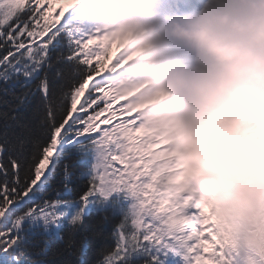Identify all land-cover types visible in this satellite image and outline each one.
I'll return each mask as SVG.
<instances>
[{"label": "snow or ice", "instance_id": "snow-or-ice-1", "mask_svg": "<svg viewBox=\"0 0 264 264\" xmlns=\"http://www.w3.org/2000/svg\"><path fill=\"white\" fill-rule=\"evenodd\" d=\"M94 39L73 0H0V264H195L208 253L190 243L183 259L113 190L126 122L95 75ZM107 207L106 234L88 221Z\"/></svg>", "mask_w": 264, "mask_h": 264}, {"label": "clouds", "instance_id": "clouds-1", "mask_svg": "<svg viewBox=\"0 0 264 264\" xmlns=\"http://www.w3.org/2000/svg\"><path fill=\"white\" fill-rule=\"evenodd\" d=\"M238 2L241 9L235 15L190 17L172 26L171 36L194 59V64L169 60L158 70V83L169 90L172 108L191 114L206 107L246 104L251 98L252 110L264 113V0ZM161 122L178 126L174 120ZM184 127L197 134L191 125ZM198 168L201 193L217 196L225 208L247 211L264 199V176L254 162L226 159Z\"/></svg>", "mask_w": 264, "mask_h": 264}, {"label": "rangeland", "instance_id": "rangeland-1", "mask_svg": "<svg viewBox=\"0 0 264 264\" xmlns=\"http://www.w3.org/2000/svg\"><path fill=\"white\" fill-rule=\"evenodd\" d=\"M73 2L76 5L77 1ZM80 14H87V12L81 8ZM114 37L116 34L111 35L107 42H112L110 40ZM208 109L212 115L205 123V128L199 129L196 135H192L193 139L186 141L183 139L185 145L179 146V148H185L192 156L189 159L194 162L197 174H199L198 166L201 164L195 161V158L201 157V151H204L210 159H216L220 154V148H222L219 144L221 142L219 133L214 128L217 117L213 110L217 108ZM247 109H249V113L244 116L245 124L240 133L244 141L243 164L254 162L258 165L261 175L264 176V134L263 127L259 123L262 115L252 110L253 108L247 107ZM120 131L123 143L118 147L121 148V156L125 163L128 162L125 167L127 177L122 179V182L128 188V193L131 196L137 199L141 193L155 195L158 206L161 204L159 209L164 215L170 214L166 209H169L171 203L177 205L182 199L190 201L193 198L194 193L187 177L181 172H174L177 167L183 165L177 158L179 151L176 147L167 148L164 144L162 145L161 136L153 129L144 135L140 134L139 125L134 126L133 129L124 128ZM218 141L220 142L218 143ZM167 143L169 144L170 141ZM113 190L115 191V187ZM211 198L212 196L209 195L201 204L195 205V207L201 208V214L197 219L203 228L208 218L207 214L211 213L212 215L213 213V207L209 201ZM219 209V223L224 231L226 251L232 261H235V263H231L260 264L258 244L264 243V199H261L259 207L247 211L235 206L232 216L226 214L221 201ZM255 220L258 222L256 223ZM160 222L163 229L173 227L163 217H160ZM254 230L257 232L256 236ZM230 232L231 234H229Z\"/></svg>", "mask_w": 264, "mask_h": 264}, {"label": "trees", "instance_id": "trees-1", "mask_svg": "<svg viewBox=\"0 0 264 264\" xmlns=\"http://www.w3.org/2000/svg\"><path fill=\"white\" fill-rule=\"evenodd\" d=\"M96 58V64L97 61L100 60L99 57H95ZM96 71V68H95ZM107 215L112 219V223H115L116 220L118 219V216L115 215L114 210L111 207H107L104 209H98L96 210V213L89 217V223L91 224H96L99 228L100 231H102L103 233H110V226H105V224L102 222V216ZM134 223V222H133ZM85 231H88V229H85ZM100 243V241H93V244H98ZM108 244H111V241H107Z\"/></svg>", "mask_w": 264, "mask_h": 264}, {"label": "bare ground", "instance_id": "bare-ground-1", "mask_svg": "<svg viewBox=\"0 0 264 264\" xmlns=\"http://www.w3.org/2000/svg\"><path fill=\"white\" fill-rule=\"evenodd\" d=\"M236 1H237V4L239 6H241L239 4L238 0H236ZM231 110H232V106L231 107H229V106H221V107H217V109L215 110V113H214L216 115V117H217V121L215 123L216 130L219 133L220 139L221 140L223 139L221 144H224V142H225L224 137H226V134H227V130L225 131V127L229 126L230 122H231V119L228 118L230 116V114H231ZM136 223L138 225H140L139 221H137Z\"/></svg>", "mask_w": 264, "mask_h": 264}]
</instances>
